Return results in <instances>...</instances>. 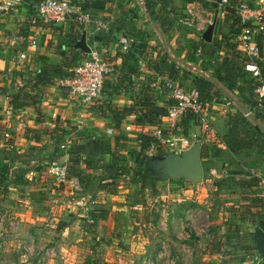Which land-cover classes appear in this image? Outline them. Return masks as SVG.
Listing matches in <instances>:
<instances>
[{"label":"crops","instance_id":"obj_1","mask_svg":"<svg viewBox=\"0 0 264 264\" xmlns=\"http://www.w3.org/2000/svg\"><path fill=\"white\" fill-rule=\"evenodd\" d=\"M68 1L101 19L105 28L95 33L93 25L79 26L72 19L58 26L31 27L27 22L30 7L25 4L0 19V264H251L262 257L259 238L264 235V201L262 207L260 203L252 208L249 205L255 197L264 199V152L255 148L234 155L224 146L228 123L236 113L234 102L232 105L221 98L208 105L214 137L192 141L207 150L206 156L200 157L205 166L201 183L160 179L155 174V191L163 196L155 201L159 215L150 213L153 201L149 204L145 200L150 187L143 189L138 199L129 177L112 180L109 169L95 166L102 155L91 145L98 141L113 143L119 138L120 144L128 145L130 154L133 150L139 152L137 157L140 153L156 155L154 148L140 146L139 133L125 130L128 125H137L135 116L124 113L119 118L124 108L139 98L143 86L138 75L163 72L162 60L168 57L169 64L174 63L179 70L177 80L195 88L192 78L196 68L190 81L182 79L181 70L188 62L169 55L165 35L169 33L172 38L175 31L160 24L167 18L166 22L174 26L186 1ZM123 36L134 40L135 61L121 54L118 39ZM215 38L214 32L210 46L216 50L211 49L210 57H204L210 61L206 64L208 76L215 55L224 54L222 43ZM32 41L34 46H30ZM91 49L99 50L115 68L104 81L100 100L84 111L83 104L69 98L55 81L64 78ZM21 53H26V59L18 65ZM184 53L187 56L191 52ZM193 54L198 57V50ZM230 55L238 59L235 53ZM218 65L217 70L224 75ZM239 84L235 93L242 96ZM220 87L222 94L227 92ZM227 97L234 100L231 95ZM258 123L264 127V122ZM195 133L198 127L189 121L187 136ZM77 144L86 145L80 150L79 173L83 177L71 176L66 185L57 187L47 176V165L64 159L68 154H63ZM64 145L69 146L63 149ZM240 179H256V193L243 195ZM110 184L115 185L116 195L107 192ZM245 207L261 217H247ZM88 213L95 217L92 225L87 223ZM199 213L210 226L208 234L200 237L185 227L192 225ZM229 223L236 227L226 229ZM201 239L206 240L202 252L198 251L204 242ZM212 241H216V253L210 250ZM106 246L112 249V258L105 257ZM250 247L256 252L252 258L247 254L252 252Z\"/></svg>","mask_w":264,"mask_h":264},{"label":"built area","instance_id":"obj_2","mask_svg":"<svg viewBox=\"0 0 264 264\" xmlns=\"http://www.w3.org/2000/svg\"><path fill=\"white\" fill-rule=\"evenodd\" d=\"M22 4V0H0V17L4 18ZM222 9V16L232 9L238 19V35L235 38L236 50L247 56L243 61V69L253 79L258 81L254 90L258 110L263 107L264 100V64L260 63L261 52L258 38L264 35V7L258 4L245 2L232 5L230 0H219L215 3ZM184 15L187 18L179 19L183 25L192 26L193 8L188 3L185 6ZM72 19L79 26L93 25L94 32L105 28L104 22L89 12L74 7L68 0H41L33 5L27 22L31 27L42 28L44 26H58ZM121 52L128 53L134 40L125 36L118 39ZM32 41L30 46H34ZM87 56L79 64L75 65L62 79L57 80L58 86L66 90L69 98L83 104L86 111L96 104L103 92L104 81L114 72L113 65L104 59L99 50L91 49ZM26 53H21L17 61L23 62ZM138 80L147 83L148 87L166 104V114L157 127L142 125H128L127 132L136 131L140 135L150 137V148L161 147L166 153L180 155L189 149L193 140H211L214 137V129L209 119L208 105L201 99L199 92L184 85L177 79L152 72L140 74ZM191 116L198 127V133L188 137L183 133L181 124L185 117ZM111 132V131H109ZM69 165L67 159L50 163L46 173L58 187L64 186L69 181ZM88 221V219H87ZM88 223H92L91 220ZM251 264H264V256Z\"/></svg>","mask_w":264,"mask_h":264},{"label":"trees","instance_id":"obj_3","mask_svg":"<svg viewBox=\"0 0 264 264\" xmlns=\"http://www.w3.org/2000/svg\"><path fill=\"white\" fill-rule=\"evenodd\" d=\"M41 0H22V4L27 5L30 7V11L28 12V16L31 13L33 5L38 3ZM164 1V0H163ZM232 5L234 4L232 0H230ZM21 4V5H22ZM25 5L24 8L26 7ZM210 6H213L212 3H210ZM147 7V5H146ZM148 9V7H147ZM234 12V11H233ZM1 19V17H0ZM225 22H228L230 24V27L228 29V40L229 44L225 47L223 50L224 52V59L221 62V69H227L228 65L230 64L229 61H231V55L230 53H234L235 55H238V51L236 50V43L235 38L238 35V19L237 15L234 12V15H226L225 14ZM261 36L258 38V44L260 43ZM203 42V41H202ZM204 43V42H203ZM222 45V44H221ZM260 46V45H259ZM135 49H133V46L131 47V50L128 53H121L124 57V59H132V61H135ZM236 55V56H237ZM238 57V56H237ZM86 58V56H85ZM168 58V57H167ZM165 58V60H162L164 68H166L163 72L159 71V73L164 74L172 79H177L179 70L176 68V65L174 63L169 64L168 59ZM244 60H242L243 63ZM234 63L232 66H236L238 63V59L234 58ZM236 64V65H235ZM137 66V64H134ZM199 68L197 69V74L192 78V85L195 87V89L199 92L201 99L207 104L212 105L216 100H220L221 98H224L223 101H229L233 105V101L229 100L227 97L228 95H231L236 100V105L234 104L233 107H236V113L231 117L229 123H228V134L223 139V144L226 147L228 151H230L232 154L237 155L243 150H250V149H257L258 151L264 152V134L260 131V129L254 125V123L249 120L248 118L244 117L241 111H239L241 106H245L251 114L254 115V120L258 121L260 123L264 122V100H263V107L261 110H258L256 108L257 101L256 97L254 95V90L256 86L258 85V81L256 79H253L247 72L244 71L243 66H237V71L235 76H231L228 73H225L224 75L220 72L216 73V75L208 76L206 75V72L209 70L208 67L201 65V63H198ZM197 66V67H198ZM204 66V67H203ZM134 72V69H133ZM158 73V74H159ZM139 78V75L137 76V80ZM233 78V79H231ZM107 81V80H106ZM139 81V80H138ZM140 82V81H139ZM224 85L227 89V92L222 94V89L217 87V84ZM236 83H240L238 87L241 89V91L244 93V95L240 96L238 93H235L236 91ZM143 87H141V93L139 95V98L136 99V101L132 104V106L124 108L123 112L120 113L119 118H122L123 114H131L135 116V124L142 125V126H149V127H157L161 124L162 118L166 114V104L165 100H163L160 96L156 95L154 91H152L147 83H141ZM235 85V86H234ZM104 86V85H103ZM108 91V90H106ZM105 91V93H106ZM104 92V88H103ZM225 94V95H224ZM237 96H236V95ZM235 96V97H234ZM108 111L110 110L109 105L107 106ZM119 118H116L119 120ZM189 121L193 122L195 125L193 117L187 116L183 119L181 127L183 130V133L185 135L188 134L189 131ZM264 124V123H263ZM138 141H140V146L145 149H150L152 144V139L150 137L139 135L137 138ZM122 139L115 138L113 143L106 142V141H98L91 145L92 149L95 150L97 153L100 152L101 155L108 154L111 158H113V155L115 152L118 151V145L120 144ZM79 148H81L80 145H78ZM75 149H69L68 155H69V177L76 176L79 180L83 177V174L79 173L81 170L80 164H81V151L78 150L77 146H73ZM204 148L201 149L200 157L203 158L206 156V153L204 152ZM115 151V152H114ZM154 151L156 152V156L162 157L165 156L167 153L159 146H156L154 148ZM207 151V150H206ZM83 161V160H82ZM127 165V164H126ZM122 166V170L111 171V178L112 180H116L122 177H129L131 180V183L136 186V191H143V189L150 187L152 191H155V183L157 182L155 174L151 171L146 169V166L141 164H137L134 167L130 166ZM151 171V172H150ZM239 184V190H241V193L244 194H255L256 191H254L257 188V180L256 179H240L238 181ZM107 192L111 195H116L117 190L114 184H110L107 187ZM264 199L261 198H254L249 205V208H252V205L254 203L259 204V207H262ZM256 204V205H257ZM243 214L245 213L248 216L251 217H258L260 218L261 215L258 213H254L251 211V209H248V207L244 208ZM235 212H239L240 210H235ZM94 215L92 213H88V220L92 221V224H94ZM241 220L246 221L250 220L249 222H253V220L241 217ZM89 225H92L91 223H88Z\"/></svg>","mask_w":264,"mask_h":264},{"label":"rangeland","instance_id":"obj_4","mask_svg":"<svg viewBox=\"0 0 264 264\" xmlns=\"http://www.w3.org/2000/svg\"><path fill=\"white\" fill-rule=\"evenodd\" d=\"M185 1H186V3H184L182 8H180L181 10H180V13H178L177 17H178V20L187 18L186 15H184V11H185L184 6L187 3L192 4L191 6L193 8V14H194L193 17L194 18H193L191 27L183 25L181 22H178V21L177 22L174 21V23H173L174 26H173L172 24H170V22H166L167 18H164L163 21L160 22V24L162 25V23H163L162 27H164L165 25H169L170 27L173 28L172 31H175V34L173 36L174 38L173 37L169 38V33H166V35H165L166 42L165 43L167 44V48L171 49V51L169 53V55L171 57H174V59H176V60H180V61H183V62H185V60H186L188 62V63H185V66H184L183 70H181L182 79L188 82V81L191 80L190 77H193L194 74H196L195 71H193L194 68H192V67H195L196 70H197V68L199 67L198 63H201V65H205V67L207 66L206 65L207 63H210V61H207L208 59H206L204 57H210L211 49L214 51L215 48H212L210 46L211 44H206V43L202 42L203 41L202 40V34L206 31L207 27L213 22L214 17L215 16L217 17L216 26H215V36H216L215 40H217L219 43H222V45H221L222 50H224L225 47L227 46V44H229L228 29L230 27V24L228 22H225V16L221 15L222 9L220 7L215 6L213 8V6H210V3H214V4L217 3L216 0H185ZM232 1L234 3L233 5H237L238 3L245 2V3L251 4V5L258 4V5H261V6L264 7V0H232ZM170 12L171 11H169V13ZM226 15H229V16L234 15L233 10L230 9L227 12ZM164 29H166V28L164 27ZM165 31H167V30H165ZM259 42H260L259 45H260V52H261L260 63L264 64V35L261 37ZM171 44H173L175 48H173L171 46ZM157 45H158V43H157ZM189 47L193 48L194 51L192 52L191 49H189ZM158 49H159V47H158ZM173 50H175V54L172 53ZM196 50H198L199 56L195 58L193 53H195ZM182 51H188L189 53L190 52L191 53L186 56L185 53L181 54ZM163 52L164 51L162 50V53ZM214 53H216V51ZM215 56L216 57L214 58V64L212 65V67L210 69V72H209L210 73L209 75H211V76L212 75H216V73L220 72V71L217 70V68L220 69V67H218L219 66L218 64L221 65V62L224 59L223 53L216 54ZM237 56H238V63H237V65L235 64L236 66L232 67L231 63L232 64L234 63L233 62L234 59L231 58L232 60L229 61L230 64L228 65V68L225 69V70L223 69L224 72L230 74L232 77L235 76V74H236L237 66H241L242 67L243 66L242 60H246L247 59V56L245 54H243L242 52H238ZM189 58H191V59H189ZM202 59H205L206 62H202ZM19 64H21V62L20 63L18 62V65ZM208 69H209V65H208ZM231 79H233V78H231ZM55 84H56V86L58 88H60L58 86L57 81H55ZM220 86L225 87L222 84ZM60 89H62V88H60ZM62 90H65V89H62ZM193 143H196V142H193ZM78 145H80V144L75 145V146L78 147V150H81V149L84 150V148L86 146V145H83V146L80 145L81 148H79ZM68 146L64 145V146H62V148L65 149ZM118 146H119L118 147V151L117 152L114 151L115 154L113 155V158L106 157V156L102 155V156L99 157L98 160H96L95 166L97 168L99 167L100 169L104 168V169H109V170L116 171V169L117 170H119V169L122 170L121 167L125 166L126 164H127L126 166H130L127 163V161H131L132 164H133V162H135V164H141V165H144V167H145V166H148V164H150V162L156 161L158 159V156H156L155 154L154 155L153 154L145 155V153H140V156L137 157V154H139V152L133 151V150H131L132 152L130 154V153H128L129 149H127V146H128L127 144H123L122 143V144H119ZM87 149H91V148L87 147ZM67 154H68V152L64 153L63 155H67ZM130 156L134 157V158L132 159ZM127 157H129V158H127ZM66 159H67V163L69 164V155L66 156ZM60 161H63V159L53 160V161H51V163L60 162ZM83 162H84V160H83ZM48 165H47V167H48ZM202 167H203V172H204L205 171V166L202 165ZM155 174H157V172H155ZM59 189H61V188H59ZM163 191H165V189H162V192ZM144 192L143 191L142 192L141 191H135V196L137 195L138 199H140L141 198L140 195L143 194ZM142 197L145 198V196H142ZM161 197H163V196L160 195V191H159V194L157 193V191H151L149 193V197L145 199V200L148 201L149 204H151V201H153L152 207L154 206V208H152V212H150L151 214L159 215L158 211L156 210L157 207L159 206V204H158V202L156 204L155 201L159 200V198H161ZM168 201L170 203H172L171 199H169ZM166 209L170 211V209H168V208H166ZM205 211H206V208L204 207L202 212H205ZM193 219L194 220L192 222V225L185 226L186 229L188 231H191L193 234L197 233L199 235V237L201 235L204 236V235L208 234V230H209L210 226L208 225L207 218L203 215V213L197 214ZM88 221H87V223H88ZM225 227H226V229L229 228V230H230L231 228L236 227V225L229 223ZM219 229H220L221 232L223 231L221 228H219ZM156 230H157V228H156ZM223 235L224 234L222 232V237H223ZM124 240H126V238H124ZM201 240H204V242H203V244L201 243V245H199L198 251H200V252H202L204 250V247H202V246L204 244H206V240L205 239H201ZM217 240L221 241V239H217ZM122 243H124L122 245H126L127 246V244H126L127 242H122ZM113 244H115V243H113ZM210 244H213V245H211V249L210 250H212L214 253H216L217 252V249L215 248L216 247V241H212ZM256 244H257V242H256ZM208 246H210V245L208 244ZM108 247L109 246L105 247L106 251H107L106 252L107 255L105 257L106 258H109V257L112 258V255H111L112 252L110 251L112 249H108ZM246 247H248V246H246ZM254 247H250L252 252L247 253L248 255L251 256V258H252V256L254 257L255 254H256V252L254 251Z\"/></svg>","mask_w":264,"mask_h":264},{"label":"water","instance_id":"obj_5","mask_svg":"<svg viewBox=\"0 0 264 264\" xmlns=\"http://www.w3.org/2000/svg\"><path fill=\"white\" fill-rule=\"evenodd\" d=\"M216 21L217 17L215 16L213 22L207 27L202 35V40L207 44L213 42L212 38L215 32ZM87 52H89V50H87ZM193 70H195V68ZM217 87L222 89L218 84ZM233 102L236 105L235 99ZM240 109L246 118L251 120L264 134V127L259 124L258 121L254 120V115L243 106H241ZM200 149L201 145L199 142L193 143L189 149L183 151L180 155L167 153L165 156L158 157L156 161L150 162L147 167L149 170H153L152 172L154 174L157 172L160 179L184 180L192 184H199L203 179ZM259 247L261 248L260 253L264 256V235L259 238Z\"/></svg>","mask_w":264,"mask_h":264}]
</instances>
